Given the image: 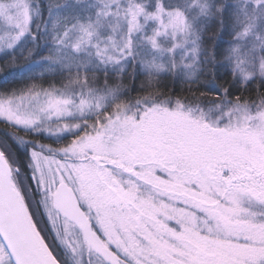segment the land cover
Returning a JSON list of instances; mask_svg holds the SVG:
<instances>
[{
    "label": "snow or ice",
    "instance_id": "obj_1",
    "mask_svg": "<svg viewBox=\"0 0 264 264\" xmlns=\"http://www.w3.org/2000/svg\"><path fill=\"white\" fill-rule=\"evenodd\" d=\"M0 59V264H264V0H0Z\"/></svg>",
    "mask_w": 264,
    "mask_h": 264
},
{
    "label": "trees",
    "instance_id": "obj_2",
    "mask_svg": "<svg viewBox=\"0 0 264 264\" xmlns=\"http://www.w3.org/2000/svg\"><path fill=\"white\" fill-rule=\"evenodd\" d=\"M213 31L215 30V28L213 27L212 29ZM3 65V60L0 59V66ZM12 79L11 75H3V74H0V82H4V81H7V80H10Z\"/></svg>",
    "mask_w": 264,
    "mask_h": 264
},
{
    "label": "rangeland",
    "instance_id": "obj_3",
    "mask_svg": "<svg viewBox=\"0 0 264 264\" xmlns=\"http://www.w3.org/2000/svg\"><path fill=\"white\" fill-rule=\"evenodd\" d=\"M210 34V33H209ZM209 43L211 42V41H208Z\"/></svg>",
    "mask_w": 264,
    "mask_h": 264
}]
</instances>
